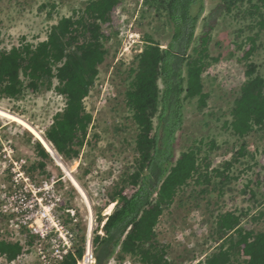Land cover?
Listing matches in <instances>:
<instances>
[{
	"label": "rangeland",
	"instance_id": "374dc122",
	"mask_svg": "<svg viewBox=\"0 0 264 264\" xmlns=\"http://www.w3.org/2000/svg\"><path fill=\"white\" fill-rule=\"evenodd\" d=\"M86 1L0 0V49L18 45L22 36L34 44L45 39V32L55 24L58 16L71 15L74 9L83 7ZM224 1L202 0L200 3L203 11L194 28V39L188 53L200 43L201 36L206 35L208 64L200 78L203 92L208 97L200 99L197 96L182 102V123L173 143L175 161L190 146L196 144L200 147L199 140L203 142L201 155H204L206 143L214 140L216 149L210 151V172L221 162L228 161L233 148L239 146L232 131L224 126V121L230 120L229 111L233 100L243 81L248 78L246 71L249 69L246 64L253 63L254 73L264 76V32L256 33L259 37H256L254 49L246 56V51L251 47L247 37L255 35L256 30L246 28L247 14L237 13L236 9L233 12L222 9L215 11L216 5ZM45 3L47 5L40 8ZM50 4H55V9ZM141 7L142 0H123L121 5L113 8L110 20L102 25V31L107 35V39L102 42L108 54L99 64L95 83L83 100L87 111L92 114V123L88 130V144H85L76 161L60 165L56 161L48 162L46 173L39 169L33 170L31 165L39 160L33 143L36 139L43 142L22 123L0 114V239L19 242L23 246L22 253L16 259L9 262L0 257V264H57L55 250L67 247L66 238H62L54 229H37L34 232V229H20L15 224L11 226L10 223H16L17 220L14 216L7 219L3 214L1 209L4 195H25L26 200H19L18 203V217L34 213L39 207L38 202L42 205L54 203V214L67 225L68 229L65 230L74 234L72 245L83 233L85 243L89 241L93 251V229L99 227L98 233L103 235L102 226L106 216L116 206V201L107 203L108 192L120 178L119 174L135 157V132L128 119L132 110L124 103V91L129 80L128 68L143 44L144 34L166 47L173 33L172 25L164 21L163 13L143 10ZM240 7L246 9L247 4H240ZM158 17L163 18L165 25ZM137 43L138 47L135 46ZM64 106L65 99L54 90V86L42 87L37 93L26 90L25 95L17 100L0 99V109L22 118L42 138L53 115ZM156 122L154 119V124ZM254 132L247 137V142L244 141L246 154L240 156V162H236L228 171L232 179L222 189L209 183L194 184L193 180L188 181L189 185L178 191L173 202L168 207L164 206L155 226L156 240L165 247L166 258L173 264H204L206 255L214 252L218 245L211 234L216 229V216L222 212L247 211V216L241 220L242 225L248 229L264 230V217H261L263 219L260 222L254 219L264 205V189L258 184L257 178L264 172V137L260 132ZM51 150L47 149L49 153ZM21 159L25 161L26 179L16 183V173L12 169H16L14 162ZM87 167L91 170L85 175ZM241 170L244 172L241 173ZM75 175L82 178L83 186L80 185L79 192L71 182V176L74 180ZM70 185L78 189L75 188L76 195L71 192ZM43 187L46 188L39 191ZM205 188L207 192L200 194L199 191ZM132 191L129 187L125 189L127 194ZM11 204L13 207L17 205L13 200ZM31 204L35 206L29 210ZM110 205L112 207L108 211ZM66 207H73L74 215L70 213L68 216ZM93 208L101 209L98 215L104 218L100 225ZM40 217L43 216L38 213L28 221L34 225V221H44H40ZM40 231H48L47 240L38 234ZM30 236L34 241L28 245ZM116 250L107 264H145L139 257L129 254L120 258V251L118 248ZM51 254L54 255V262ZM80 260H77V264L81 263Z\"/></svg>",
	"mask_w": 264,
	"mask_h": 264
},
{
	"label": "trees",
	"instance_id": "16d2710c",
	"mask_svg": "<svg viewBox=\"0 0 264 264\" xmlns=\"http://www.w3.org/2000/svg\"><path fill=\"white\" fill-rule=\"evenodd\" d=\"M201 1L142 0L143 10L165 15L164 21L172 25L173 33L166 47L144 34L143 44L140 42L142 46L126 70L129 80L124 91V103L132 110L128 119L135 132V157L108 192L107 203L116 201V206L106 216L103 235L98 233L99 227L92 231L96 264H107L117 248L120 258L129 254L139 257L145 264H173L166 258L165 247L156 240L155 226L164 206L168 207L173 202L178 191L189 185L188 181L209 183L222 189L232 179L228 171L240 162V156L246 154L244 141L247 137L254 131L264 137V76L255 74L253 63H247L248 78L233 100L230 120L224 121V126L232 131L239 144L236 149L230 148V151L233 148L230 159L209 171L212 162L210 151L216 149V143L211 139L206 143L204 155H201L203 142L199 140L200 147L194 144L173 160L175 134L182 123V102L197 96L200 99L208 97L203 92L200 78L208 64L206 35L201 36L200 43L188 53L194 39V28L203 11ZM122 2L87 0L71 15L58 16L55 24L45 32V39L34 44L22 36L18 45L0 49V99L17 100L25 95L26 90L37 93L48 86H54V90L65 99V106L53 115L51 124L42 134L64 164L76 161L88 144L92 114L87 111L83 100L95 83L99 64L108 54L102 42L107 39L102 25L110 20L113 8ZM240 4H247L246 9ZM46 5L42 4L40 8ZM55 6L50 4L52 9ZM221 9L231 12L236 9L237 13L249 16L246 17V28L256 31L255 35L247 37L251 42L247 56L254 49L256 37H259L256 33L264 32V0H225L215 7V11ZM158 18L165 25L163 18ZM33 148L39 160H35L31 168L46 173L48 162L54 163L53 158L37 139ZM90 170L87 167L85 175ZM74 177L83 186L82 178ZM257 178L264 189V172ZM70 186L76 195V189ZM127 187L133 190L129 194L125 193ZM205 192L206 188L199 191L200 194ZM262 207L254 216L258 222L264 217V205ZM93 212L100 225L104 218L98 215L101 209L93 208ZM247 214V211H226L216 216V229L211 238L218 245L214 252L206 255L204 264H264V230L243 226L241 220ZM33 241L30 236L27 244L31 245ZM84 243L85 234L82 233L57 264H77L82 257ZM22 251L23 246L19 242L0 239V257L6 261H13Z\"/></svg>",
	"mask_w": 264,
	"mask_h": 264
},
{
	"label": "built area",
	"instance_id": "2783aa9c",
	"mask_svg": "<svg viewBox=\"0 0 264 264\" xmlns=\"http://www.w3.org/2000/svg\"><path fill=\"white\" fill-rule=\"evenodd\" d=\"M47 150V149H46ZM50 154V153H49ZM61 161V160H60ZM24 160L21 159L19 162H14V164H16V169H12V171L15 174L14 176V181L17 183L18 180L21 179H26L24 176V172L25 171V164H24ZM25 188V186H24ZM46 187L43 188H39V191L41 189H45ZM26 190V189H25ZM23 196V197H22ZM4 195L2 199L4 201L3 205H2V212L4 215H6V218L9 219L10 217H15V219L17 220V222H11L10 225L13 226L15 224V226H18L20 229H34V232H37L36 230H42V229H54L56 231L59 232V235L62 236V238H66L65 240V244L67 245L66 248H64L63 250H55V256L57 258V261L61 260L63 258V256L70 250L71 245H72V239L74 238V234H72L69 230H65L68 229L67 225L64 224L63 220L59 218L58 215L54 214V208H55V204H50V205H42L40 202H38V209L32 213L31 215L29 214H25V215H21L20 217H18V211L20 210V205L18 203H20L19 200L23 201L25 199V195ZM19 198V199H18ZM13 200V202L17 203V205L15 207L12 206L11 201ZM26 200V199H25ZM35 205L31 204L29 205V210H31ZM74 208L73 207H66V212L67 215L70 216L74 215L73 212ZM38 213L42 214V218L40 219V221L42 219H44V221H41L40 223H37L36 221H34V225L29 223V219L32 218V216H36L38 215ZM50 233V232H49ZM38 234L42 237V239H48V231H46L45 233L43 231L38 232ZM48 242V241H47ZM49 243V242H48ZM89 241H87L86 243H84V253L83 256L81 257V263L78 264H95V256L93 255V251L92 249L89 247ZM64 247V244H63ZM43 257L45 258V255H43ZM51 257L53 259L54 262V255ZM56 261V262H57Z\"/></svg>",
	"mask_w": 264,
	"mask_h": 264
},
{
	"label": "bare ground",
	"instance_id": "6f19581e",
	"mask_svg": "<svg viewBox=\"0 0 264 264\" xmlns=\"http://www.w3.org/2000/svg\"><path fill=\"white\" fill-rule=\"evenodd\" d=\"M0 114H2V115H4V116H6V117H8V118H11L12 120H14V121H17V122H20V123H22L23 125H25L28 129H30L31 130V132L32 133H34L35 134V136L36 137H38L42 142H43V144L45 145V147L47 148V149H51L50 148V146L47 144V142L41 137V135L39 134V132H37L31 125H29L26 121H24L22 118H20V117H18V116H16V115H12L11 113H8V112H6L5 110H3V109H0ZM72 178H71V182H72V184H74L78 189H79V191H81V188H80V185L75 181V178H74V180H73V176H71ZM83 195H84V193H83ZM111 207H112V205H110L108 208H106V209H108V211L111 209Z\"/></svg>",
	"mask_w": 264,
	"mask_h": 264
},
{
	"label": "water",
	"instance_id": "95a60500",
	"mask_svg": "<svg viewBox=\"0 0 264 264\" xmlns=\"http://www.w3.org/2000/svg\"><path fill=\"white\" fill-rule=\"evenodd\" d=\"M43 144V143H42ZM50 153H51V156H52V158L54 159V161H56V163L57 164H61L62 162L60 161V158L55 154V153H53L52 154V150L50 151ZM75 186V185H74ZM76 188V187H75ZM77 189V188H76ZM78 190V189H77ZM78 192H79V190H78Z\"/></svg>",
	"mask_w": 264,
	"mask_h": 264
}]
</instances>
